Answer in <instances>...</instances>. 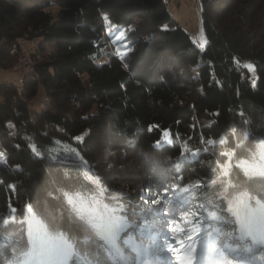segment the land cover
I'll return each instance as SVG.
<instances>
[{"label": "trees", "instance_id": "trees-1", "mask_svg": "<svg viewBox=\"0 0 264 264\" xmlns=\"http://www.w3.org/2000/svg\"><path fill=\"white\" fill-rule=\"evenodd\" d=\"M54 1L57 13L47 9ZM105 13L131 36L126 65L112 51L100 60ZM202 15L208 40L198 44L166 0H0V73L15 74L0 78V264H14L41 227L74 242L93 264H109L88 215L123 219L130 214L123 207L137 201L142 210L131 213L139 224L125 225L124 240L158 233L164 243L172 235L167 221L196 205L204 206L202 236L215 230L224 243L241 235L232 195L250 191L264 203V183L246 180L237 167L264 155V0H202ZM34 39L25 70L20 42ZM38 97L48 99L42 108L31 103ZM201 137L224 143L207 146ZM58 142L97 183L82 165L52 156ZM196 180L202 187L191 193L171 188ZM164 188L161 205L142 203ZM71 194L83 198L84 215ZM152 207L159 211L146 210ZM253 207L248 222L259 237L264 209Z\"/></svg>", "mask_w": 264, "mask_h": 264}, {"label": "snow or ice", "instance_id": "snow-or-ice-1", "mask_svg": "<svg viewBox=\"0 0 264 264\" xmlns=\"http://www.w3.org/2000/svg\"><path fill=\"white\" fill-rule=\"evenodd\" d=\"M206 42V41H205ZM251 68L252 66L246 65ZM255 82L253 81V85ZM243 115V113H241ZM247 121H245L246 123ZM150 126V129L151 130ZM155 127H158L155 126ZM248 133H245L247 137ZM163 137H167L166 142H171V135L168 130H164ZM159 144L160 141H157ZM201 143L207 146H214L216 143H224L223 139L215 141L212 139L204 140L201 137ZM239 146V145H238ZM33 150L35 151V146ZM184 151H190L184 146ZM36 155H40L36 152ZM227 155V153H225ZM4 158L0 156V160ZM19 167V165H17ZM226 165L222 171L223 176H229V168ZM238 169L246 180H260L264 183V155L259 159L255 154L249 158H242L237 164ZM180 179H183L182 177ZM91 182V181H90ZM202 187L199 180L190 182L180 187L179 184H172L182 193H191ZM231 187V186H228ZM169 188L163 191L153 199L141 197V201L146 206L151 204L161 205L164 198L168 195ZM83 198L79 194H71L68 201L77 210L84 215L80 202ZM234 214L239 220V230L241 235L236 237L237 243H221L220 237L214 235V231L201 235L204 231L202 222L199 220V209L203 205H196L188 211H181L178 218L167 221V233L172 234L171 239L164 243H158L157 239L149 234V243L145 245L143 241L137 244L135 238L121 241L120 233L124 230L125 223L121 218L114 214L92 213L88 215V223L92 228L93 236L102 241L105 255L109 258V264H125L129 254H133L137 264H156L159 261H165V264H251L259 256H264V235L257 236L251 230L248 224L250 213L257 210L253 207L255 204L258 208L264 209V203L256 200L250 191H237L231 197ZM28 212L32 211L31 205H25ZM149 212H157L158 208L152 207L146 209ZM15 211V209H11ZM165 215H174V213H165ZM146 226L151 228L150 225ZM231 236V234H229ZM6 245L0 240V249ZM45 260H54L56 264H93L91 256L87 252H81L77 249L74 242L63 236L54 237L50 232L41 228L35 229L25 250H21L19 255L14 257V264H41ZM264 264V261H261Z\"/></svg>", "mask_w": 264, "mask_h": 264}, {"label": "rangeland", "instance_id": "rangeland-1", "mask_svg": "<svg viewBox=\"0 0 264 264\" xmlns=\"http://www.w3.org/2000/svg\"><path fill=\"white\" fill-rule=\"evenodd\" d=\"M168 10L170 11L171 15L177 20L179 24H181L185 29H187L190 34L192 35L193 39L196 43L201 44L208 40L207 32L204 27L203 23V15H202V0H166ZM48 10H51L53 13H57L59 6L57 5V2L54 1V3L51 4L47 8ZM132 25H130L131 28ZM134 26V25H133ZM101 36L102 41L106 43L105 46L102 47V57L101 61L107 60V52L112 51L116 56H118L123 62L124 65L127 64V55L130 52V50L133 48L131 45V36L129 35V32L126 29V24L124 23H116L112 20V18L109 16V14L105 13L102 25H101ZM39 40H21V46L23 48V53L21 54V61L20 64L22 65V68L25 70L30 69L31 65V52L38 46ZM7 73H0V78H3L4 76H15L13 73L14 71H3ZM14 78V77H13ZM19 80V88L22 87V76L19 75L17 77ZM48 101L47 98L38 97L31 101L33 106L37 108H42L45 106L46 102ZM181 142V141H180ZM183 144V155L185 158L189 157L187 154V151H184V146L187 144ZM188 148V146H187ZM53 157L55 159H59L61 161L65 162H71V163H77L81 164L80 160L76 157L75 153L66 145L58 142L55 147H53ZM83 172L88 177V171L87 169L82 165ZM93 177V176H92ZM94 178V177H93ZM95 180V178H94ZM96 182V180L94 181ZM97 183V182H96ZM99 185V184H98ZM120 188H125L129 190V186H120ZM102 192L103 189H102ZM132 196H136L137 193L134 191L131 192ZM137 206L134 205H126L123 207V212H130V214H126L125 218H123L124 223L126 226L135 227L137 224H139V218L136 215V213H131L133 209H136V211L142 210L141 206L138 207V205H141L139 201L136 202ZM102 211V210H101ZM237 223L239 225L238 217L236 216ZM249 224V222H248ZM250 226V224H249ZM237 230V227H236ZM240 233V230L238 229V232ZM160 235L157 233L155 238L157 240H161L159 238ZM238 237V234L237 236ZM236 237L227 239V242L230 240H236ZM137 244H140L141 241L145 245L149 243L148 237H142V236H136L135 237ZM124 240V235H122V232L120 233V240ZM129 257H131L134 260V264L136 263V260L133 256V254H129ZM128 262H131V260H127ZM128 262H125V264H129ZM165 261H159L156 262V264H164ZM30 264H34V262H30ZM41 264H56L54 260H45L42 261ZM172 264H175V261H172Z\"/></svg>", "mask_w": 264, "mask_h": 264}, {"label": "bare ground", "instance_id": "bare-ground-1", "mask_svg": "<svg viewBox=\"0 0 264 264\" xmlns=\"http://www.w3.org/2000/svg\"><path fill=\"white\" fill-rule=\"evenodd\" d=\"M90 174H91V173L88 172V178H89L90 180H92V181H95L94 178H93L94 176L91 174V175L93 176V177H92ZM128 259H131V257H129Z\"/></svg>", "mask_w": 264, "mask_h": 264}, {"label": "water", "instance_id": "water-1", "mask_svg": "<svg viewBox=\"0 0 264 264\" xmlns=\"http://www.w3.org/2000/svg\"><path fill=\"white\" fill-rule=\"evenodd\" d=\"M88 178V177H87ZM89 179V178H88ZM92 181V180H91ZM92 182H94V181H92ZM94 183H96V182H94Z\"/></svg>", "mask_w": 264, "mask_h": 264}]
</instances>
